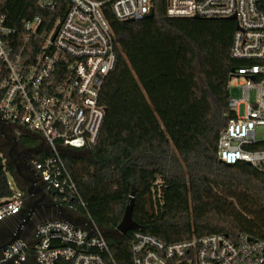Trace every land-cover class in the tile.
<instances>
[{
	"label": "trees",
	"instance_id": "obj_1",
	"mask_svg": "<svg viewBox=\"0 0 264 264\" xmlns=\"http://www.w3.org/2000/svg\"><path fill=\"white\" fill-rule=\"evenodd\" d=\"M103 9L118 41L116 65L100 92L105 118L92 147L64 155L79 198L61 202H75L101 229L112 230L134 189L138 227L110 238L117 264H132L134 230L166 242L212 233L264 240L263 170L246 161L224 164L218 156L219 137L236 117L228 106L230 74L247 64L231 56L236 21L171 17L165 0H154L151 16L131 21L118 20L109 2ZM0 12L21 31V18L54 19L62 9L50 13L39 0H0ZM18 35L32 59L36 46ZM243 147L264 150V140ZM12 195L1 167L0 198Z\"/></svg>",
	"mask_w": 264,
	"mask_h": 264
},
{
	"label": "built area",
	"instance_id": "obj_2",
	"mask_svg": "<svg viewBox=\"0 0 264 264\" xmlns=\"http://www.w3.org/2000/svg\"><path fill=\"white\" fill-rule=\"evenodd\" d=\"M64 1L39 0L40 7L50 13L55 8L62 12L54 19L52 14L48 19L23 17L21 31L0 12V118L43 138L48 152L32 158L31 177L43 183L48 192L58 191L52 199L60 204L68 195L79 198L64 155L71 149L94 145L105 118L100 92L116 65L118 41L103 4L109 2L114 16L122 21L141 19L153 12L154 6V0ZM165 2L171 17L236 21L231 56L247 64L230 74V79H242L236 84L241 93L228 100L236 117L229 119L219 137L218 156L227 164L246 161L264 172V150L243 147L262 140L257 127L264 125V0ZM233 15L236 18H231ZM21 32L38 50L32 59L23 54L27 45L21 44ZM251 89L255 90L253 100ZM1 167H6L5 160H0ZM24 205L21 191L13 189L11 197L0 198V222L17 215ZM63 205L84 215L85 226L47 217L35 225L27 239L19 238L2 249L0 264H117L110 238L101 234L95 221L75 202ZM24 220L15 230L27 229ZM129 242L132 264H264V240L245 233L235 237L212 233L166 242L134 230Z\"/></svg>",
	"mask_w": 264,
	"mask_h": 264
},
{
	"label": "water",
	"instance_id": "obj_3",
	"mask_svg": "<svg viewBox=\"0 0 264 264\" xmlns=\"http://www.w3.org/2000/svg\"><path fill=\"white\" fill-rule=\"evenodd\" d=\"M152 14L153 12L149 13L148 16H151ZM194 18H198V17L196 16ZM231 18H236V15H233ZM238 28L239 26L237 25V29ZM250 79H254V76H250ZM11 128L12 126L7 120L0 118V132L4 138L6 137L8 130ZM37 136L40 137V135L38 134ZM10 140L13 142V144L11 145V147H9L8 153H5L3 152L2 149H0V160H5L6 172L12 174L13 178L17 183L19 191L23 192L24 194L25 204L28 206V212H27V216L25 217V220L23 221V224H27V222L33 217V215L38 210H44L46 208L47 211L44 213V217L40 221H43L47 217L53 216L59 219L67 220L75 225L85 226L86 217L84 215L73 212L65 205L60 204L52 199V196L58 193V191L48 192L45 189L43 183L38 184L31 177V175L27 176L23 171H21L20 169L21 161L19 160L21 157V153L23 151L31 152L32 158L35 157L41 149H43V151L47 153L48 150L44 147L43 142L36 147L20 148L22 149L21 150L22 152H20V150L15 151L14 149L15 147L17 148L20 145L18 138L14 136ZM92 146L93 145L91 144L90 147ZM220 161L224 164H227L221 159ZM10 167H14L16 172L14 173L11 172L9 169ZM134 194L135 191L133 189L131 192L130 203L127 205L124 216L121 222L119 223V225L117 226V228L112 230H105L100 228V232L104 237L107 238L121 237L127 235L131 229L138 227V223L133 219V215H132L134 203H135ZM6 201L7 200H5L3 203H5ZM34 227L35 226H33V228ZM31 231L32 229L29 230L26 233L27 234L26 235L24 234L23 230H21V228H18L17 230H15V233L12 236V238L6 244L0 247V250L4 249L5 247H7L8 245H10L19 238L27 239L30 236Z\"/></svg>",
	"mask_w": 264,
	"mask_h": 264
},
{
	"label": "flooded vegetation",
	"instance_id": "obj_4",
	"mask_svg": "<svg viewBox=\"0 0 264 264\" xmlns=\"http://www.w3.org/2000/svg\"><path fill=\"white\" fill-rule=\"evenodd\" d=\"M14 133L11 129L8 130L6 137L4 138L3 136H0V149L3 150V152L8 153L9 147L13 144V142L10 140L12 137H14ZM17 137V136H16ZM32 141H37L35 136H30ZM18 138V137H17ZM20 145L15 149V151L20 150V148H28L32 147L30 144H27L26 141H24V138L21 136L18 138ZM32 153L28 151H23L21 153L20 157V169L23 171L27 176L32 174V165H31V160H32ZM11 172H16L14 167H10ZM38 184H42L41 182L38 181ZM47 211L45 208L44 210H38L33 217L27 222L26 224V230H24V234H26L29 230L33 229V226H35L41 219L44 217V213ZM28 212V206L25 204L24 207L21 209V211L12 217H9L5 219L4 221L0 222V247L6 244L14 235L15 233V228L18 225V223L27 216ZM27 235V234H26ZM1 252V250H0Z\"/></svg>",
	"mask_w": 264,
	"mask_h": 264
},
{
	"label": "rangeland",
	"instance_id": "obj_5",
	"mask_svg": "<svg viewBox=\"0 0 264 264\" xmlns=\"http://www.w3.org/2000/svg\"><path fill=\"white\" fill-rule=\"evenodd\" d=\"M242 79L240 78H234L232 77L229 81V92H230V96H233V97H240V87L239 86H236V84L238 82H241ZM249 95H250V99L253 100L254 99V96H255V90L254 89H251L249 91ZM242 109V107L240 108V110ZM257 136L259 139H264V125L263 126H258L257 127ZM8 181H9V184L10 186L16 190V191H19V188L17 186V183L15 181V179L13 178L12 174L8 173ZM149 200V199H148Z\"/></svg>",
	"mask_w": 264,
	"mask_h": 264
},
{
	"label": "crops",
	"instance_id": "obj_6",
	"mask_svg": "<svg viewBox=\"0 0 264 264\" xmlns=\"http://www.w3.org/2000/svg\"><path fill=\"white\" fill-rule=\"evenodd\" d=\"M11 130L13 131L14 135L17 136L18 138H20L23 135H28V136H35L37 141H31V142H27V144H30L32 147H36L38 146L40 143L43 142V138L40 136L38 137L37 134L34 133H30L27 130H25L24 128L18 127V126H12ZM44 143V142H43ZM40 148V147H39ZM43 148V146H42ZM45 154V152L43 151V149H41L36 156L38 157H42Z\"/></svg>",
	"mask_w": 264,
	"mask_h": 264
}]
</instances>
